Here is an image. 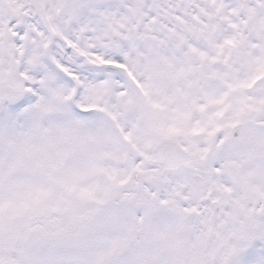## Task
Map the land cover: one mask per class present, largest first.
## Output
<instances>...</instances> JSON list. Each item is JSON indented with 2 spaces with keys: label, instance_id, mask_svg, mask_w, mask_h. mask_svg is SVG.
Listing matches in <instances>:
<instances>
[{
  "label": "snow or ice",
  "instance_id": "snow-or-ice-1",
  "mask_svg": "<svg viewBox=\"0 0 264 264\" xmlns=\"http://www.w3.org/2000/svg\"><path fill=\"white\" fill-rule=\"evenodd\" d=\"M0 264H264V0H0Z\"/></svg>",
  "mask_w": 264,
  "mask_h": 264
}]
</instances>
